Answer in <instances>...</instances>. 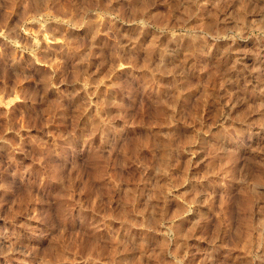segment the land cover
Instances as JSON below:
<instances>
[{
	"label": "rangeland",
	"instance_id": "1",
	"mask_svg": "<svg viewBox=\"0 0 264 264\" xmlns=\"http://www.w3.org/2000/svg\"><path fill=\"white\" fill-rule=\"evenodd\" d=\"M0 264H264V0H0Z\"/></svg>",
	"mask_w": 264,
	"mask_h": 264
}]
</instances>
